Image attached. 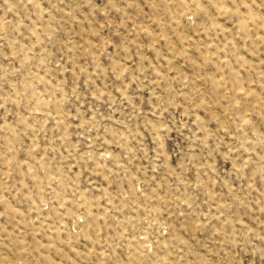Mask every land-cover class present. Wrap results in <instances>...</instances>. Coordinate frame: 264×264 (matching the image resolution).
<instances>
[{
	"label": "rangeland",
	"instance_id": "1",
	"mask_svg": "<svg viewBox=\"0 0 264 264\" xmlns=\"http://www.w3.org/2000/svg\"><path fill=\"white\" fill-rule=\"evenodd\" d=\"M0 264H264V0H0Z\"/></svg>",
	"mask_w": 264,
	"mask_h": 264
}]
</instances>
